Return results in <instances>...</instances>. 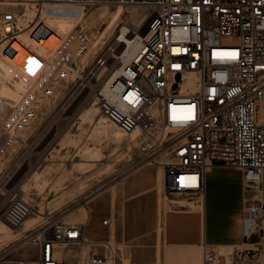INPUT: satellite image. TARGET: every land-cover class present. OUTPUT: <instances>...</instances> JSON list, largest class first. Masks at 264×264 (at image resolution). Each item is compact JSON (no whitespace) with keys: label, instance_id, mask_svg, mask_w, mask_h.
Listing matches in <instances>:
<instances>
[{"label":"built area","instance_id":"1","mask_svg":"<svg viewBox=\"0 0 264 264\" xmlns=\"http://www.w3.org/2000/svg\"><path fill=\"white\" fill-rule=\"evenodd\" d=\"M31 2L36 12L50 2L78 3L89 10L102 2L135 5L145 8L147 30L120 28L104 48L83 27L66 34L2 122L0 162L44 102L64 86L100 82L99 108L123 134L136 133L143 156L139 166L162 168L165 195L185 194L197 201L212 168L242 171L244 184L262 193L244 208L243 231L249 237L264 215V0ZM24 21L13 11L4 13L5 38L20 31ZM5 187L1 181L0 193ZM88 211L85 222L54 218L21 233L18 243L39 245L40 264H135L133 245L116 237L113 216L98 222L103 232L90 229ZM32 214L31 202L13 196L3 219L20 230ZM65 248L75 253L67 255ZM221 262L215 250L204 249L203 264Z\"/></svg>","mask_w":264,"mask_h":264},{"label":"rangeland","instance_id":"2","mask_svg":"<svg viewBox=\"0 0 264 264\" xmlns=\"http://www.w3.org/2000/svg\"><path fill=\"white\" fill-rule=\"evenodd\" d=\"M19 2L0 4V20L8 11L25 20L21 28H25L24 31H17L16 35L11 34L7 38L0 28V43L13 40L7 43L4 52H0V72L26 44L38 41L33 34H37L38 29H42V25L49 20L55 19L65 29L62 39L73 29L83 27L95 39L94 44L104 48L124 24L140 17L145 11L143 7L116 2H102L90 10L78 3H62L59 7L44 4L43 17L36 26L38 12L33 3L21 5ZM104 12L107 17L102 19ZM27 13V17L21 18ZM21 35L23 37H18ZM28 58L13 63L15 74L17 68L22 69V65L29 68L25 63ZM44 64H36L32 83L25 93L32 87ZM60 93V98L44 102L31 125L17 133L14 146L0 162V182L6 184L0 193V219L4 220L3 214L11 197L23 198L26 195V201L34 206V215L30 218L39 217L34 228L46 225L54 218L66 223H79L77 218L85 215L79 208L86 207L91 210L90 229H94L93 225L100 219L112 215L122 237L125 210L132 204H142L157 210L153 232L157 249L161 251V223L165 212L174 207L191 208L193 203L189 202L196 200L185 194L165 195L162 185L159 188L158 173L161 172L163 177L159 166L142 165L133 171L143 158L136 140L131 136L118 137L117 129H110L108 135L98 129L94 110L99 107L100 82L85 83L81 87L74 84L68 88L64 86ZM10 112L11 105L0 103V126ZM79 136H82L80 143L71 144ZM143 172L146 174L140 180V186L135 191L127 190L125 185L128 181ZM262 188L264 190V183ZM137 194L140 196L134 197ZM252 232H255L252 239L255 245L215 251L222 260L221 264H264V215ZM20 237L19 231L15 230L0 236V260L23 243H18ZM64 251L67 255L75 253L71 248Z\"/></svg>","mask_w":264,"mask_h":264},{"label":"crops","instance_id":"3","mask_svg":"<svg viewBox=\"0 0 264 264\" xmlns=\"http://www.w3.org/2000/svg\"><path fill=\"white\" fill-rule=\"evenodd\" d=\"M16 1L1 0L0 4ZM47 4L62 3L50 2ZM64 32L65 29L55 19L49 20L42 25V29H38L37 34H33V37L38 40L36 43L26 44L9 59L0 72V84H2L0 86V103L13 106L32 83L35 69L28 76L25 73L29 69L22 65V69L17 68L15 74L13 63L19 59L36 56L38 65L44 64L48 58L53 56ZM145 174L143 172L129 180L125 185L126 189L135 191L140 186V180L144 178ZM158 174L160 188L162 173ZM138 196L140 194L134 197ZM261 196L262 193L244 184L241 170L215 166L206 174L205 191L202 197L197 201L189 202L193 203L192 206L190 205L191 208L174 207L163 215L160 234L161 251L157 249L156 236L153 232L156 227L155 213L157 210L151 206L142 204L128 206L125 210L122 237L117 228L116 237L119 239L125 237L133 243L135 264H203L205 248L219 251L232 247L255 245L252 240L255 232H252L249 237L244 235L243 216L244 208L248 202L259 201ZM77 220L79 223L85 222L86 216L81 214ZM251 221L249 220V224ZM93 226L99 227L100 231H105L101 224L99 226L98 223H95ZM0 264H40V247L32 243L19 245L3 260H0Z\"/></svg>","mask_w":264,"mask_h":264},{"label":"bare ground","instance_id":"4","mask_svg":"<svg viewBox=\"0 0 264 264\" xmlns=\"http://www.w3.org/2000/svg\"><path fill=\"white\" fill-rule=\"evenodd\" d=\"M17 1H19V0H17ZM21 1H24V0H21ZM25 1H30V2H27V3H32L31 1L32 0H25ZM14 3H17V2H14ZM9 4H11V3H5V4H2V5H9ZM47 4V3H46ZM48 5H50V7H54V6H57V7H59L60 5H62V4H48ZM47 12V11H46ZM49 12V11H48ZM107 12V11H106ZM106 12H104L103 14H102V19H104L105 17H107L106 16ZM37 13V12H36ZM43 13H44V5L41 7V10H39L38 11V14H36V16H38L37 18H38V20H36V26L39 24V22H40V20H41V18L43 17ZM53 14V13H52ZM144 14V13H143ZM143 14L142 15H140V17H134V18H132L130 21H128V23L127 24H124V26H122L121 28L122 29H124V31H126L127 29L128 30H130V31H134V32H142V33H146V30H147V21L144 19V17H143ZM27 15H28V13L27 14H24L21 18H23V17H27ZM36 26H34V27H32V29H34ZM39 26V25H38ZM30 27V26H29ZM78 28V27H77ZM25 29V28H24ZM24 29H22L21 30V32H23L24 31ZM74 30V29H73ZM20 32V33H21ZM32 32V31H31ZM34 32V31H33ZM54 32V31H53ZM17 33H14V34H12L11 36H13V35H16ZM26 34V33H25ZM32 33H30V35H31ZM48 34V33H47ZM26 35H28V34H26ZM10 36V37H11ZM34 36V35H33ZM48 36V35H47ZM18 37H23V35H21V36H18ZM7 38V37H6ZM9 38V37H8ZM12 38V37H11ZM26 38V37H25ZM28 38V37H27ZM12 39H9V40H3V42H1L0 43V52H4L5 50H4V48L6 47V45H7V43H9L10 41H11ZM16 40V39H15ZM58 40V39H57ZM13 41V40H12ZM41 41V40H40ZM101 39H100V44H101ZM42 43H44V42H42ZM46 44V43H45ZM52 45V44H51ZM9 48V47H8ZM7 48V49H8ZM40 48V47H39ZM49 48H50V45H49ZM43 50V49H42ZM52 50H53V48H52ZM51 50V51H52ZM8 52V51H7ZM43 53H44V51H43ZM48 56V55H47ZM30 57V59L28 58L27 60H25V63L27 64V66H29V70L25 73V74H27L28 76H30V72H32L33 73V69H35V66H36V64H37V57L36 56H29ZM46 57V56H45ZM44 57V58H45ZM51 59V58H50ZM1 63V62H0ZM43 69V68H42ZM42 69H41V71H42ZM40 71V72H41ZM19 82V81H18ZM31 89V88H30ZM99 96H100V94H99ZM61 97V93H58L57 94V98H60ZM61 100V99H60ZM68 107V106H67ZM94 114H96L97 115V118H96V123H97V125H98V129L99 130H101L103 133H105L106 135H108L109 134V130L110 129H117V131H119V132H117V136L118 137H123V135L124 136H126L125 134H123L122 132H121V130L116 126V125H114L113 123H111L108 119H107V117L104 115V113L101 111V109L99 108V107H97L95 110H94ZM80 138H77V139H75L74 140V142H72L71 144H77V143H80V140H81V137L82 136H79ZM131 137H132V139L135 141V137H136V133L135 134H133V135H131ZM69 144H70V142H69ZM88 150V149H87ZM139 167H141V166H138V167H136V168H134V170L133 171H135V170H137V169H139ZM159 168H161V167H159ZM162 169V168H161ZM132 173V172H131ZM162 179H163V177H162ZM40 182V181H39ZM45 182V181H44ZM43 182V183H44ZM38 185V184H37ZM162 185V184H161ZM45 188V187H44ZM4 191V190H3ZM24 191V190H23ZM23 198L25 199V200H27L26 198V195H25V197L23 196ZM85 206V205H84ZM79 209H82L83 211H84V213H85V216H86V220L88 219V214H89V211H88V209L86 208V207H80ZM264 213V212H263ZM34 214H32L30 217H32ZM28 218L26 221H25V223L22 225V227L20 228V230H15V231H19V233L21 234V233H24V232H28V231H30L31 229H33L34 227V225L36 224V221H38V219H39V217H37V218ZM253 221V220H252ZM250 224H248V226H249ZM8 231H11V233L14 231V230H12V228L4 221V220H2V219H0V236H4V235H6V234H8ZM23 242V243H22ZM22 242H20V243H22V244H26V243H32V242H29V241H22ZM22 244H20V245H22ZM32 244H34V243H32Z\"/></svg>","mask_w":264,"mask_h":264},{"label":"water","instance_id":"5","mask_svg":"<svg viewBox=\"0 0 264 264\" xmlns=\"http://www.w3.org/2000/svg\"><path fill=\"white\" fill-rule=\"evenodd\" d=\"M262 207H263V209H264V203H263V206H262Z\"/></svg>","mask_w":264,"mask_h":264}]
</instances>
